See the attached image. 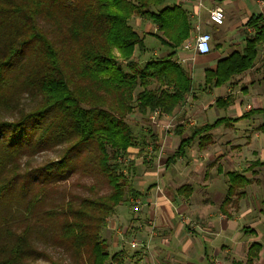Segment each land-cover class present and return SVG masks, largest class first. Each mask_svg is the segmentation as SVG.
Masks as SVG:
<instances>
[{
  "label": "trees",
  "instance_id": "obj_1",
  "mask_svg": "<svg viewBox=\"0 0 264 264\" xmlns=\"http://www.w3.org/2000/svg\"><path fill=\"white\" fill-rule=\"evenodd\" d=\"M133 15L157 26L165 56L132 59L144 49ZM190 31L186 10L165 0H0V264H32L35 240L61 247L70 264H123L101 232L125 196L136 194L120 162L136 141L126 117L135 109L171 115L184 102L192 82L173 57ZM152 79L158 86L148 88ZM54 146L56 160L19 170L20 156ZM79 163L109 191L42 207L49 184ZM229 177V195L249 181ZM260 248L252 242L246 261L233 264H252Z\"/></svg>",
  "mask_w": 264,
  "mask_h": 264
},
{
  "label": "crops",
  "instance_id": "obj_2",
  "mask_svg": "<svg viewBox=\"0 0 264 264\" xmlns=\"http://www.w3.org/2000/svg\"><path fill=\"white\" fill-rule=\"evenodd\" d=\"M165 4L180 5L188 14L190 36L173 58L188 72L192 86L186 96L188 106L183 103L171 115H162L148 131L164 151L174 144L175 151L186 138L190 142L183 153L169 157L159 173L134 175L139 178L132 186L136 194L129 196L138 197L140 208L134 212L128 196L115 207L107 224L109 250L121 251L123 264H225L229 232L237 219L250 214V209L241 210L245 189L238 187L244 192L236 193L240 201L230 200L229 173L246 177L247 187L259 182L258 174L264 169L262 164L251 168L257 161L264 162V0H165ZM214 8L223 12L221 24L209 19ZM131 19L138 33L148 32L142 34L145 44L155 39L163 45L158 48L163 56L169 52L154 23L137 15ZM200 31L211 35L210 50L204 55L184 47ZM155 174L158 179L142 180ZM234 201L237 218L226 209ZM241 226L242 237H256L252 224ZM133 239L141 244L131 247ZM252 242L261 245L254 259L260 261L264 245L258 239ZM241 243L244 257L251 243Z\"/></svg>",
  "mask_w": 264,
  "mask_h": 264
},
{
  "label": "rangeland",
  "instance_id": "obj_3",
  "mask_svg": "<svg viewBox=\"0 0 264 264\" xmlns=\"http://www.w3.org/2000/svg\"><path fill=\"white\" fill-rule=\"evenodd\" d=\"M132 22L133 21L130 18L129 24L131 26L133 24ZM147 33L148 32L146 31H142L139 34L141 36L142 34L145 36L147 35ZM144 36L142 37L144 38ZM190 41L192 42V39L187 40L184 43V45L189 43ZM162 46L163 45H161L155 39L152 41H148L147 39L146 44L144 43V49L142 51H138L136 48L132 55V59L144 63L148 58H161L164 54L158 48H163ZM186 50H190V49H186ZM114 53L117 55L116 51H114ZM120 63L121 65H124L122 61H120ZM157 86L158 83L156 82V80L154 79L150 80V84L148 85V88H155ZM183 103L186 104L185 105L186 108L189 103L188 98H185ZM183 103L179 106L180 108L183 106ZM180 110L181 109H179V111ZM149 115L150 117L152 116L151 118L153 119H150ZM161 116L162 115L158 114V112L156 111L148 112L147 114L142 116L135 109L133 113L129 114L126 117V121L128 122L132 130V133L135 136L136 141L134 142L133 146H130L128 148L126 156H124V158L122 157L120 162L121 165L123 166L122 172L123 174L127 175L128 182L129 183L131 182L132 186L134 184V181L139 179L134 177L136 173L138 174L141 173V175H143V173L148 171H152V172L155 171L157 173L159 170L163 168L164 164L167 162V159L173 156L172 154L174 150L172 149H175L176 147L175 144L171 146L169 150L164 151L163 145L158 143L159 144L158 149L154 150L153 147L154 143L153 140L150 138V134H149L150 132L148 131L149 130L148 128L152 129V127L158 123L159 117ZM185 120H189L188 117L185 118ZM158 144L156 143V145ZM58 148H60V146H54L47 151H40L33 153L31 156H26V155L20 156L19 157L20 163L23 164L26 163L27 165L26 164L25 166L22 165L19 170L22 172L24 168L28 166L34 167L38 165H43L48 160H56L59 155V152L57 151ZM261 164L264 165V163L257 161L255 163V166L252 165L251 168L258 167ZM225 169H227V167ZM87 170L88 169H85V167H83V165L79 163L76 166H74L73 170L69 175L62 177L61 179H59L58 182H51V184H49L48 186L49 188H47L48 194H46V197L47 196L48 197L47 198L45 197L42 207L45 206L53 207V205L55 206L61 198L63 199L69 198V196H72L73 198L76 196L94 197L97 194L107 193L109 191V187L106 184V182L102 179H99V177L95 174V172L92 173L91 171L89 170L87 171ZM157 175L155 174L154 176H150V177L149 176L147 177L146 175L143 176L142 180L150 182V180L152 179H158L159 177ZM258 181L259 182L256 184L251 183L247 187L240 188V190L245 189V195H244L245 197L241 203V210L244 208L250 209L249 210L250 214L249 216L246 215L243 216V218L237 219L238 221H236L237 224L235 228L229 232V240L226 243L227 244L226 246L229 248L228 251L229 256L227 261H225V264H233V262L236 261H240L241 263H244L246 261L247 256L243 257L241 253L242 251V248H240L242 246L241 242H243V244L246 243V246H248L252 241L258 239L262 243V245H264V169H262L261 173L258 174ZM237 191L238 188L235 189L234 194L232 193V195H230L231 201L237 200L238 198L236 194ZM42 195L43 193L40 194V197ZM129 195L132 194H127L125 198L128 196L129 199L131 197ZM130 199L132 203L131 205L133 206V201L138 199V197L132 196ZM237 203H238L237 201H234L226 208L228 209L229 212H234L233 215H231V213L230 215L236 218L239 216V213L236 210ZM110 215L106 217L105 226L101 232L102 237L106 238V240L110 239L108 238L109 235L107 234V232H109L107 231V224ZM259 219H261V222H253L254 220H259ZM245 223L249 225L252 224L251 227L255 230L256 237L253 234L242 237V234L239 233V231L242 228L241 225ZM248 228L249 226L246 227L247 231ZM252 228L250 230H252ZM249 233L251 232L249 231L247 234ZM237 235H239V237H237ZM233 237H236L235 240H233ZM217 245L219 246L220 244L218 243ZM237 245L239 246L240 249L237 250L238 252L234 250L235 246ZM34 246L36 247L37 253L34 255L33 259L31 260L32 264H49L50 261L61 264H70L71 262V258L68 257L69 254L65 252V250H62L61 247H58L57 245H52L49 242H44V241L41 242L35 240ZM261 258L262 259L260 261H257L258 259H256L254 262L257 264L264 263V255H262Z\"/></svg>",
  "mask_w": 264,
  "mask_h": 264
},
{
  "label": "built area",
  "instance_id": "obj_4",
  "mask_svg": "<svg viewBox=\"0 0 264 264\" xmlns=\"http://www.w3.org/2000/svg\"><path fill=\"white\" fill-rule=\"evenodd\" d=\"M209 19L214 23L221 24L223 20L222 10L220 8H214L213 10H211L209 12ZM210 41H211V35L208 32L200 31L195 34V36L192 39V42L190 41L189 43L185 44L184 47L186 49L192 50L195 54L204 55L210 50ZM139 208H140V200L136 199L135 201H133L132 210L136 212L139 210ZM151 226H153L152 223ZM129 244L131 247H138V245H140L141 243H139L136 239H134L131 240Z\"/></svg>",
  "mask_w": 264,
  "mask_h": 264
}]
</instances>
